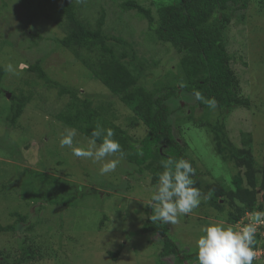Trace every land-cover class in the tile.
<instances>
[{
  "label": "rangeland",
  "instance_id": "374dc122",
  "mask_svg": "<svg viewBox=\"0 0 264 264\" xmlns=\"http://www.w3.org/2000/svg\"><path fill=\"white\" fill-rule=\"evenodd\" d=\"M123 1L75 0L81 18L92 26L101 10H105V31L127 39L132 45L140 65L131 67L137 75L147 76L143 80L148 88L178 85L182 80L177 65L180 55L158 40L148 21L137 11L123 10ZM138 1L151 6L156 15L159 4L174 0ZM41 7L48 9L46 4ZM230 16L224 31L226 47L232 55L230 63L239 80L240 94L251 105L229 109L222 121L231 142L250 150L261 168L264 0H250L249 8ZM62 34L54 21L47 20L43 13L31 14L21 0H0V65H23L14 74L5 71L1 82L0 227L13 224L16 229L0 228V264H16L29 246L34 251L26 257L25 264H176V257L159 258L163 245L160 236L141 232L155 186L152 174L146 170L139 172L123 156L115 172L100 175L99 164L76 158L71 149L59 146L65 129L71 127L54 115L69 98L43 85L37 73L30 70L37 63L53 79L79 88L81 96H89L95 105L104 104L106 116L138 141L148 133L131 107L115 98L69 50L58 44L57 37ZM21 91L32 99L12 126L6 122L12 94L20 95ZM180 100L181 108L169 101L174 111L171 117L174 134L200 175L197 188L203 194L213 193L190 215L181 217L178 224H165L172 240L190 253L196 251L200 228L209 220L223 221L239 229L250 222L253 212H264V190L261 174L237 164L231 150L222 143L214 127L219 111L211 107L200 109L182 95ZM250 137L251 143L245 145L244 139ZM88 140L77 131L75 143L86 146ZM241 193L245 197L256 195L254 209L232 221V195ZM15 213L25 215L26 220L20 221ZM116 250L121 252L114 260L109 251ZM253 264H264V258Z\"/></svg>",
  "mask_w": 264,
  "mask_h": 264
},
{
  "label": "trees",
  "instance_id": "16d2710c",
  "mask_svg": "<svg viewBox=\"0 0 264 264\" xmlns=\"http://www.w3.org/2000/svg\"><path fill=\"white\" fill-rule=\"evenodd\" d=\"M21 1L31 14L40 16L43 13L47 20L54 21L63 30V34L57 37L58 44L69 50L115 98L131 107L143 120L148 133L138 141L106 116L104 104L95 105L89 96H81L79 88L60 83L50 77L41 65L34 64L30 70L37 73L45 87L56 89L60 96L69 98L65 106L55 113L56 120L75 128L88 139L97 124L103 128H112L114 139L121 144L123 156L127 158L129 165L138 167L139 172H150L152 182L156 184L157 173L162 171L163 158L188 159L173 131L171 117L174 111L169 101L181 108L182 95L200 109L210 108L195 100L193 93L198 90L206 98H215V108L219 111V116L214 127L222 143L231 150L237 164L246 166L256 175L261 174V189L264 190V165L258 168L250 150L239 148L231 142L222 121V116L229 109L251 105V101L240 94L239 80L231 67L232 55L227 50L224 34L230 22V15L249 8L250 0H174L159 4L156 15L151 6H146L138 0L121 2L123 10L137 11L148 21L149 29L156 34L158 40L172 46L180 55L177 65L182 80L179 84H161L153 89L148 88L144 82L143 79L147 77L145 74L139 76L132 69L131 64L139 66L140 62L128 40L105 31L104 9L92 26L81 18L75 0ZM43 4L48 5L47 10H43ZM4 75V68L0 65V92ZM181 82L185 85L183 88L179 86ZM12 95L6 122L13 126L32 97L23 91L20 95ZM249 143L251 137L245 138L244 144ZM38 176L46 178L47 174L38 173ZM194 181V186L197 187L200 181L197 171ZM255 201V194L247 197L242 193L232 195L230 205L234 210L230 211L231 220L237 221L246 210H253ZM214 202L219 203V200ZM146 208L147 219L141 227V232L160 236L163 245L158 254L159 258L163 260L176 257V264H198L196 251L184 252L168 235V227L165 224H153L148 219L152 209L149 204ZM15 214L20 221L26 220L25 215ZM0 228L15 230L16 226L12 224ZM29 228H32V225ZM33 251L31 246L27 247L24 250L25 256L18 257L16 264H25L26 257ZM120 252L109 251V255L117 260Z\"/></svg>",
  "mask_w": 264,
  "mask_h": 264
},
{
  "label": "clouds",
  "instance_id": "9594fccd",
  "mask_svg": "<svg viewBox=\"0 0 264 264\" xmlns=\"http://www.w3.org/2000/svg\"><path fill=\"white\" fill-rule=\"evenodd\" d=\"M21 66L12 63L3 65L4 71L16 73ZM183 88V82L179 85ZM197 101L215 108V98H206L200 91L194 90ZM77 130L67 128L59 140L61 148L71 149L76 158L90 160L99 164V174L107 175L117 170L124 153L121 144L114 139L112 128H103L99 124L92 130L86 146L75 143ZM100 141L98 144L97 141ZM119 153V158L114 157ZM162 171L157 173L158 182L151 193L149 206L152 212L148 219L155 224L176 225L181 217L190 215L202 202L212 196V192L203 194L201 189L194 186L195 168L189 159L172 157L161 160ZM264 224V212H253L250 222L239 229L227 225L223 221L209 220L201 226L200 235L196 238V259L198 264H253L257 259L256 233L258 226Z\"/></svg>",
  "mask_w": 264,
  "mask_h": 264
},
{
  "label": "built area",
  "instance_id": "2783aa9c",
  "mask_svg": "<svg viewBox=\"0 0 264 264\" xmlns=\"http://www.w3.org/2000/svg\"><path fill=\"white\" fill-rule=\"evenodd\" d=\"M256 240H257V250L258 255L257 259L264 258V224L258 226V231L256 233Z\"/></svg>",
  "mask_w": 264,
  "mask_h": 264
},
{
  "label": "water",
  "instance_id": "95a60500",
  "mask_svg": "<svg viewBox=\"0 0 264 264\" xmlns=\"http://www.w3.org/2000/svg\"><path fill=\"white\" fill-rule=\"evenodd\" d=\"M9 97H10V93H8Z\"/></svg>",
  "mask_w": 264,
  "mask_h": 264
}]
</instances>
